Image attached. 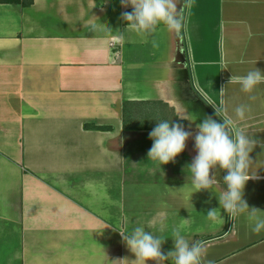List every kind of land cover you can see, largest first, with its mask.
<instances>
[{
  "label": "crops",
  "instance_id": "crops-1",
  "mask_svg": "<svg viewBox=\"0 0 264 264\" xmlns=\"http://www.w3.org/2000/svg\"><path fill=\"white\" fill-rule=\"evenodd\" d=\"M29 1L0 2V264L132 261L120 232L138 226L166 238L165 253L180 228L205 242L204 264H264V230L247 214L207 218L220 193H194L192 138L174 162L147 157L157 122L214 107L264 142V82L229 83L264 72V0H186L183 28L152 34L126 28L120 0ZM250 157L259 178L244 199L264 218V147Z\"/></svg>",
  "mask_w": 264,
  "mask_h": 264
},
{
  "label": "clouds",
  "instance_id": "clouds-1",
  "mask_svg": "<svg viewBox=\"0 0 264 264\" xmlns=\"http://www.w3.org/2000/svg\"><path fill=\"white\" fill-rule=\"evenodd\" d=\"M120 3L123 8H131V11L121 13L120 18L126 22V28L139 34H152L160 24L175 32H179L184 26L183 7L186 0H120ZM91 28L95 30L96 25L92 24ZM108 31L111 32V29ZM119 39L123 41L124 36L121 35ZM262 82L264 72L258 68L242 77L231 76L229 80V83H239L245 93L252 92ZM224 89L222 86L219 91L221 97L224 96ZM246 110L250 109L245 105L237 106L236 117L244 120ZM223 111L222 107H214L213 114H206L199 122L193 123L190 120L187 125L181 120L157 122L149 133V139L153 143L147 157L148 160L158 162L160 166L174 162L185 150L186 141L192 138L196 155L187 168L192 174L194 193L212 188H218L220 193L219 208H210L207 218L216 220L221 208L230 218L247 214L252 231L258 234L264 230V218L258 215L261 210L249 206L244 199V190L249 180L259 178L256 174L249 173L254 163L250 153L257 145L264 147V142L252 139L243 130L235 128L233 121L223 118ZM221 170L226 174L218 179ZM221 183L227 186L226 190L220 187ZM120 235L122 242L136 259L129 261L124 258L112 261L113 264L116 261H123L124 264H147L148 261L164 264L169 259L174 264H204L205 242L190 243L182 235L180 228L172 229L173 249L166 253L162 251L166 238L145 231L144 227L138 226L128 234L120 232ZM207 264L212 262L208 261Z\"/></svg>",
  "mask_w": 264,
  "mask_h": 264
},
{
  "label": "trees",
  "instance_id": "trees-1",
  "mask_svg": "<svg viewBox=\"0 0 264 264\" xmlns=\"http://www.w3.org/2000/svg\"><path fill=\"white\" fill-rule=\"evenodd\" d=\"M1 3H15L18 2V0H0ZM31 2V0L29 1V3ZM25 4V3H23Z\"/></svg>",
  "mask_w": 264,
  "mask_h": 264
}]
</instances>
